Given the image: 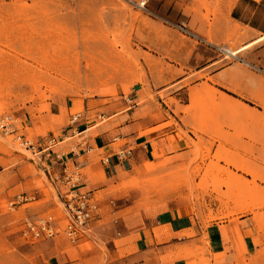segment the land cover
Segmentation results:
<instances>
[{
    "label": "rangeland",
    "instance_id": "1",
    "mask_svg": "<svg viewBox=\"0 0 264 264\" xmlns=\"http://www.w3.org/2000/svg\"><path fill=\"white\" fill-rule=\"evenodd\" d=\"M226 2L0 0V117L13 115L21 133L41 147L50 138L63 140L58 145L69 144L66 154L116 113L125 114L128 123L163 122L162 112L187 102L180 81L206 53L219 65L247 62L242 53L235 59L176 28L187 23L181 15H224L223 8L230 6ZM242 3L228 15H261L253 23L264 29V0ZM173 93L176 99H170ZM222 108L221 117L204 108L200 133L210 139L207 144H195L175 157L162 153L156 162L128 173L120 185L127 193L110 199L100 215L134 200L143 206L157 203L158 208L187 206L207 221L264 208V195L257 190L263 191L264 184V131L248 129L253 118L246 111L236 108L237 116L229 117ZM78 113L82 117L73 122ZM253 122L263 124L264 115ZM172 124L163 122L159 128ZM87 128L89 132L80 133ZM177 138L181 136L171 140ZM45 157L52 159L48 152L32 153L0 133V264H49L51 241H29L20 232L27 217L54 214L64 219L55 188L60 165L44 164ZM18 194L35 198L10 209ZM120 246L119 240L106 241L97 231L81 244L84 256L65 264H125L116 260Z\"/></svg>",
    "mask_w": 264,
    "mask_h": 264
},
{
    "label": "crops",
    "instance_id": "2",
    "mask_svg": "<svg viewBox=\"0 0 264 264\" xmlns=\"http://www.w3.org/2000/svg\"><path fill=\"white\" fill-rule=\"evenodd\" d=\"M226 1L230 6L223 8L224 15L181 16L203 39L205 44L201 46L238 50L237 54L242 53L247 62L219 65L220 60L206 53L204 61L180 81L184 83L187 102L181 104L180 109L173 104L169 107L171 112H162L163 122L172 121L171 126L159 128L163 122L155 123L152 118L128 123L125 114L116 113L109 116V122L94 134L90 132L87 138L82 137L85 142L77 143L76 151L71 149L65 153L69 162L81 169V189L97 199L101 208L107 209L109 200L114 197H124L127 189L120 185L125 176L147 163L156 162V156L163 153L166 157H175L188 152L195 144H207L210 139L200 133L204 126V108L214 117H221L222 107H226L225 115L229 117L237 116L236 108L246 111L253 119L264 115V74L257 70H264V29L253 23L261 15H228L242 7L243 0ZM250 1L260 3L262 0ZM258 9H254V14ZM176 97L173 93L170 99ZM135 116L136 112L133 113ZM253 119L248 129L264 131V122L257 125ZM89 129L80 133H87ZM177 134L181 138L171 140ZM50 139L45 141L46 145ZM59 142L64 141L57 142L55 152L68 150L69 144L59 147ZM54 151L50 161L45 157L44 164L58 169ZM52 162L55 165L52 166ZM262 185L263 191L258 187L257 190L264 195ZM55 188L64 200L56 179ZM141 203V200L131 204L125 202L113 212L108 210L106 215L97 216L91 231L76 244L62 232L47 239L51 241L49 264H65L83 257L85 252L80 248L81 244L92 240L97 231L106 241L121 242L115 250L116 260L125 264H264V208L207 221L187 206L158 208L157 203L149 206ZM59 224L65 226V216L63 220L59 218Z\"/></svg>",
    "mask_w": 264,
    "mask_h": 264
},
{
    "label": "built area",
    "instance_id": "3",
    "mask_svg": "<svg viewBox=\"0 0 264 264\" xmlns=\"http://www.w3.org/2000/svg\"><path fill=\"white\" fill-rule=\"evenodd\" d=\"M140 7L145 8V4H141ZM176 28L185 36L196 38L203 42V39L199 36L198 39L197 35L186 23L182 22L177 24ZM217 49L220 51L224 50V48L219 47ZM231 56L235 59L237 58L236 55ZM239 62L243 61L240 60ZM257 70L264 74L263 69L257 68ZM81 117L82 115L80 113L75 114L73 116V122L80 120ZM0 133L5 136H13L22 148L32 153L41 154L48 152L51 155L57 145L56 138L50 139L45 147H41L38 142L26 137L19 129L17 118L11 114L0 117ZM54 153L61 169V173L56 177V181L62 191L64 199L66 224L64 227H61L59 218L54 214H48L38 218L28 217L23 220L20 232L22 237L29 241L53 239L62 232L71 243L76 244L81 237L91 231L92 222L100 215L101 206L98 200L89 192L81 189L82 172L80 167L70 163L65 157L64 152L54 151ZM34 198L32 195L18 194L9 203V208L14 210L18 206L33 201Z\"/></svg>",
    "mask_w": 264,
    "mask_h": 264
},
{
    "label": "bare ground",
    "instance_id": "4",
    "mask_svg": "<svg viewBox=\"0 0 264 264\" xmlns=\"http://www.w3.org/2000/svg\"><path fill=\"white\" fill-rule=\"evenodd\" d=\"M145 4V3H143ZM225 50V49H224ZM238 51V50H237ZM237 51H228V50H225V52H228L230 55H237ZM161 165V164H160Z\"/></svg>",
    "mask_w": 264,
    "mask_h": 264
}]
</instances>
